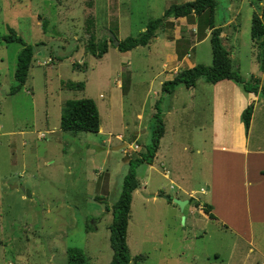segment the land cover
Returning a JSON list of instances; mask_svg holds the SVG:
<instances>
[{
  "label": "rangeland",
  "instance_id": "1",
  "mask_svg": "<svg viewBox=\"0 0 264 264\" xmlns=\"http://www.w3.org/2000/svg\"><path fill=\"white\" fill-rule=\"evenodd\" d=\"M87 1L0 0V264H64L67 247L81 249L88 264H107L110 207L127 159L139 151L123 150L134 136L132 142L143 150L156 109L167 129L159 156L135 168L138 186L131 193L125 241L129 256L140 258L127 264H264L255 255L253 237L242 238L196 205L208 201L205 156L196 152L208 132L209 98L199 87L207 82L196 80L190 106L182 85L173 96H164L158 86L159 53L145 56V48H139L135 57L143 66L133 70L117 55L95 57L85 51L86 30L94 31L86 27ZM96 2L99 11L103 1ZM166 2L122 0L124 34L136 36ZM259 5V0H215L214 22L232 18L222 42L243 77L251 63L261 68L249 36L250 17ZM9 29L34 47L25 81L12 94L8 90L21 44L3 38ZM188 52L195 64L210 63L208 39ZM118 64L130 71L127 77L117 73ZM75 82L83 87H74ZM82 97L95 102L99 130L60 129L64 101ZM259 121L251 137L261 129ZM176 133L187 136L172 138ZM117 134L126 144L114 148L120 144ZM189 190L188 202L179 209L173 199L187 197Z\"/></svg>",
  "mask_w": 264,
  "mask_h": 264
},
{
  "label": "crops",
  "instance_id": "2",
  "mask_svg": "<svg viewBox=\"0 0 264 264\" xmlns=\"http://www.w3.org/2000/svg\"><path fill=\"white\" fill-rule=\"evenodd\" d=\"M99 1V5L103 1V7L99 11L96 9V0H88L87 5H85L89 13L87 18H92L91 26L94 30V35L97 33V37H100L106 35L107 31H110L118 40L127 36L124 34L127 33L126 26L123 27L121 25L122 22L119 20V17L122 15L120 12L122 0ZM183 1L186 0H167L163 10L171 3ZM259 2L261 3V0ZM231 19L230 17H223L220 23H215L213 10V25L220 27L219 36L221 41L227 37L223 28L231 22ZM167 22L171 23V25L157 30L144 45H138L126 51H118L115 46L110 47L108 45L104 53L107 54L109 52L111 56L117 55L120 64L124 62L126 65H131L133 70L139 68L140 65L143 66L135 57L139 52L138 50H142L139 48H145V56L151 53H159L161 55L159 72L162 73V76L158 78L157 83L160 87L163 81L171 79L175 72L185 68L181 66L184 61L187 63L186 67L195 64V60L190 61L188 59L190 56L188 50L192 47V44H197L208 39L209 35V29H203L202 16L193 15L188 18L169 17ZM110 26L113 28H110ZM143 29L144 27L140 28L141 31ZM250 43L251 48L254 49L251 40ZM228 56L230 58L229 50ZM120 64L117 66V73H123L128 76L130 71L123 69ZM251 64L254 65L247 69L244 78L253 75L259 79V84L264 85V65L259 69L255 63ZM144 66H147V63ZM232 66L236 68L234 65ZM207 84L206 86H199L204 89V92L208 94L206 97L209 98V121L205 127V129L208 127V132L205 133L207 138L204 140L203 148H196V152L203 153L205 156L207 171L204 176V182L207 186L208 201L203 200L201 203L211 205L210 211L215 216L212 220L218 221L224 226L228 225L232 227L242 238V235L245 234L249 236L248 238L253 237L255 255L263 259L264 262V246L261 245L264 238V235L261 234L264 231V133H262L264 127V113H262L264 112V97L252 92H244L239 85L229 79H221L215 83ZM116 86H120L119 79H116ZM195 86L196 81L192 86H183L186 90L187 102L190 106H193L196 92ZM176 88L178 90L180 86ZM153 93L158 95L157 91H153ZM173 94L174 90L169 94H164V96H173ZM198 94L200 93L198 92ZM248 103H252L253 107L248 129L245 133L239 116L241 110ZM163 113L168 114L169 110ZM258 120H260L259 127L261 126V129L258 133L254 132V136L251 137V130L254 129V126H257L256 122ZM162 123L163 133L159 138L152 162L161 153L159 146L167 129L165 127V120ZM181 124L179 120L177 124L178 129H182L181 127L183 126ZM140 132L136 131L135 135ZM178 136L186 137L187 135L176 133L172 138H177ZM116 137L120 140V144L118 145L123 146L126 144L124 142L126 140L122 139L121 135L118 137L117 134ZM133 140H136L135 136L129 144L125 145L127 148L123 150V154L125 151L129 152L128 150L133 152L140 150L137 149L140 146L133 143ZM134 144L137 145L136 149L132 148ZM160 163L162 164V162ZM192 191H184L187 197H180L178 199L188 200ZM203 204H200L198 201L197 206L200 207ZM198 211L203 213L201 208ZM203 215L206 214L203 213ZM252 227H255V230ZM263 262L259 261V263Z\"/></svg>",
  "mask_w": 264,
  "mask_h": 264
},
{
  "label": "trees",
  "instance_id": "3",
  "mask_svg": "<svg viewBox=\"0 0 264 264\" xmlns=\"http://www.w3.org/2000/svg\"><path fill=\"white\" fill-rule=\"evenodd\" d=\"M215 0H186L180 3H171L164 8L162 14L156 18L150 19L144 29L136 36H125L118 40L115 48L118 51H126L138 45H144L148 42L155 32L163 29L171 23L167 22L169 17H190L202 16L203 29H209L208 42L210 46V63H197L189 67L182 68L174 73L171 79L161 83L163 94L171 93L176 86L182 85L189 87L194 85L197 79H202L207 83H215L221 79H229L239 85L244 92H252L264 97V85L259 84V79L253 75L248 78L241 76L233 69L228 50L220 39V27L213 25V9ZM258 12H252L249 23V36L252 46L259 59L260 67L264 65V0H261ZM92 18L86 19V27L92 28ZM42 24V23H41ZM85 51L95 57L101 56L108 45L113 46L107 35L99 38L94 37L93 31L86 30ZM6 41H16L21 44V48L16 55L15 66L13 70V84L9 87L8 93L12 94L23 85L28 67L30 65L34 47L25 43L19 36H16L11 29L9 35L3 37ZM73 86L82 88V82H75ZM252 103H248L240 112V121L245 133L248 129L250 116L252 113ZM154 123L150 128L149 142L127 159L126 172L122 176L120 189L115 201L111 204V220L108 228V243L111 248V256L107 264H127L130 260L137 261L140 257L135 255L130 257L125 241L126 224L129 215L131 193L137 187L135 168L141 163H151L158 141L163 133V123L160 111L156 109L153 113ZM58 126L62 130H89L96 132L99 127V118L94 101L89 97L66 100L61 108ZM198 202L196 203V205ZM208 218L214 219L211 205L204 203L201 207ZM108 210V208H106ZM64 264H88L87 258L81 249L76 247H67L65 250Z\"/></svg>",
  "mask_w": 264,
  "mask_h": 264
},
{
  "label": "water",
  "instance_id": "4",
  "mask_svg": "<svg viewBox=\"0 0 264 264\" xmlns=\"http://www.w3.org/2000/svg\"><path fill=\"white\" fill-rule=\"evenodd\" d=\"M106 35L110 38L112 45L113 46H116L117 43H118V39L115 37V35L112 32H110V31H107ZM119 147H122V146L121 145H118V146H116L114 148H119ZM20 188L23 190V187H20ZM26 195H29V193L26 192ZM163 197H164V199H168L167 196H163ZM173 202L177 204V206L179 207V209H182L183 206L188 202V200L187 199H177V198H174L173 199ZM191 202L192 203H195L196 202V199H191Z\"/></svg>",
  "mask_w": 264,
  "mask_h": 264
},
{
  "label": "built area",
  "instance_id": "5",
  "mask_svg": "<svg viewBox=\"0 0 264 264\" xmlns=\"http://www.w3.org/2000/svg\"><path fill=\"white\" fill-rule=\"evenodd\" d=\"M45 62H46V61H45ZM132 148H133V149H136V148H137V145H136V144L132 145Z\"/></svg>",
  "mask_w": 264,
  "mask_h": 264
}]
</instances>
